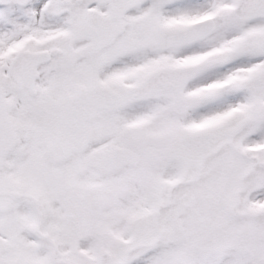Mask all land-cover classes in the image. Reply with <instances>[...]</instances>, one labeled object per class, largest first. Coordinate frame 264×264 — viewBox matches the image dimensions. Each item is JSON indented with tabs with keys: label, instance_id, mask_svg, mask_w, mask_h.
I'll return each mask as SVG.
<instances>
[{
	"label": "snow or ice",
	"instance_id": "obj_1",
	"mask_svg": "<svg viewBox=\"0 0 264 264\" xmlns=\"http://www.w3.org/2000/svg\"><path fill=\"white\" fill-rule=\"evenodd\" d=\"M0 264H264V0H0Z\"/></svg>",
	"mask_w": 264,
	"mask_h": 264
}]
</instances>
